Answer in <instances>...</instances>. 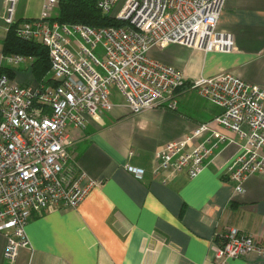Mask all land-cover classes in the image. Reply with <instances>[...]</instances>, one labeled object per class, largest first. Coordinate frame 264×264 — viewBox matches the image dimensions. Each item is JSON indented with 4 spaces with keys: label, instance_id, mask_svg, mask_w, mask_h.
Returning <instances> with one entry per match:
<instances>
[{
    "label": "built area",
    "instance_id": "2783aa9c",
    "mask_svg": "<svg viewBox=\"0 0 264 264\" xmlns=\"http://www.w3.org/2000/svg\"><path fill=\"white\" fill-rule=\"evenodd\" d=\"M224 1L125 0L115 17L125 26L96 28L53 21L56 0H45L37 19L16 23L17 0H3L7 30L14 27L19 39L46 48L55 82L36 88L0 75V233L6 236L8 264L15 263L19 249L29 247L30 219L53 209H75L99 185L78 170L67 130H83L89 120L110 112L112 88L132 114L159 106L174 109L175 95L186 84L221 110L154 153L150 172L160 183L181 173L197 176L209 157L229 144L239 146L228 167L236 192L243 191L248 177L264 171V87L229 72L187 83L182 71L149 56L168 44L206 53L235 51L233 37L216 29ZM118 2L97 0L96 6L110 15ZM4 60L18 65L27 58L13 54ZM125 169L137 180L145 176L144 169ZM214 246L217 261L264 260V245L235 228Z\"/></svg>",
    "mask_w": 264,
    "mask_h": 264
},
{
    "label": "crops",
    "instance_id": "0c3cea01",
    "mask_svg": "<svg viewBox=\"0 0 264 264\" xmlns=\"http://www.w3.org/2000/svg\"><path fill=\"white\" fill-rule=\"evenodd\" d=\"M44 2L17 0L15 22L40 17ZM3 14L0 0V71L7 69L11 80L37 88L32 59L18 65L4 60L8 30ZM216 29L233 37L235 51L206 53L168 44L149 56L182 71L187 83L229 72L264 87V0H225ZM110 101L112 110L97 121L89 120L83 130H67L78 170L99 185L75 209H53L30 219L25 229L29 247L19 249L14 264H264L254 257L214 259V245L229 228L264 245V171L248 177L243 191L236 192L228 167L239 152L237 144L212 154L193 178L181 173L162 184L150 172L157 150L182 140L221 110L188 84L177 91L174 109L159 106L132 114L114 88ZM125 165L144 169V178L135 179ZM5 244L0 233V264H8Z\"/></svg>",
    "mask_w": 264,
    "mask_h": 264
},
{
    "label": "trees",
    "instance_id": "16d2710c",
    "mask_svg": "<svg viewBox=\"0 0 264 264\" xmlns=\"http://www.w3.org/2000/svg\"><path fill=\"white\" fill-rule=\"evenodd\" d=\"M97 0H59L58 14L53 18L60 24H73L88 27H123L125 23L110 15L102 14L96 6ZM4 55H22L32 59V73L39 86H47L55 82L49 78L50 63L46 48L35 42L19 39L14 34V27L10 28L7 38L3 43ZM1 74L12 77L7 69L1 70Z\"/></svg>",
    "mask_w": 264,
    "mask_h": 264
},
{
    "label": "rangeland",
    "instance_id": "374dc122",
    "mask_svg": "<svg viewBox=\"0 0 264 264\" xmlns=\"http://www.w3.org/2000/svg\"><path fill=\"white\" fill-rule=\"evenodd\" d=\"M119 11V10H118ZM118 11H116L115 13H113V14H117L118 13ZM112 17H116V15H113ZM5 75H7V74H5ZM10 78V77H9ZM11 79V78H10Z\"/></svg>",
    "mask_w": 264,
    "mask_h": 264
}]
</instances>
